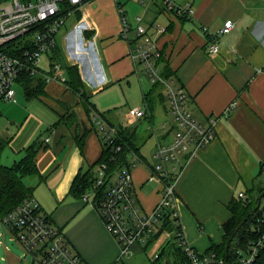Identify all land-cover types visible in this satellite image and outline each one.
Returning <instances> with one entry per match:
<instances>
[{"label":"crops","instance_id":"crops-1","mask_svg":"<svg viewBox=\"0 0 264 264\" xmlns=\"http://www.w3.org/2000/svg\"><path fill=\"white\" fill-rule=\"evenodd\" d=\"M172 1L190 4L193 14H176L164 0H86L71 10L57 34V47L45 57L46 67L42 66L46 73L52 59L62 67L76 66L83 91L98 111L89 114L81 92L69 87L65 68L66 81L46 80V94L33 99L47 104L57 120L29 144H38V173L23 178L87 264H132L94 205L95 192L88 200L83 197L88 192L79 197L72 192L75 178L95 165L103 152V133L95 119L101 118L117 131L122 127L139 146L142 158L133 155L130 169L139 203L149 213L162 199L163 182L155 175L156 146L159 140L168 141L174 135L172 129L163 132V125L172 120L166 118L171 112L164 104L167 97L157 102L153 119L129 115L131 108L148 110L145 95L155 82L138 58L131 56L141 39L134 30L128 38L123 36L122 15L132 29L136 17L143 18L147 33L157 41L173 72L170 78L185 86L195 117L205 123L218 115L216 138L184 165L175 182L181 224L195 249L210 252L213 245L224 241V224L233 215L231 204L240 192L245 193L244 198L253 195L240 189L243 175L253 168L264 171V0ZM229 19L235 22L234 28L220 35L218 52H209V39ZM133 85L140 94L120 116L116 110L128 104L124 91ZM234 101L235 109L224 116L223 110ZM159 113L161 124L157 122ZM148 134L154 137L153 148L143 146ZM25 141L16 154L29 146ZM168 239L163 233L147 246L158 247L154 259L161 260L159 264L178 262L164 253L155 257Z\"/></svg>","mask_w":264,"mask_h":264},{"label":"built area","instance_id":"built-area-1","mask_svg":"<svg viewBox=\"0 0 264 264\" xmlns=\"http://www.w3.org/2000/svg\"><path fill=\"white\" fill-rule=\"evenodd\" d=\"M65 2L76 7L85 3L86 0H0V102L16 103L18 101L15 85L21 83L22 76L35 77L42 74L46 80L66 81L63 67L59 63H50L49 73L42 71V60L57 47V34L71 13L72 9L67 15L56 18L61 5ZM164 2L169 10L176 14H193L190 4L182 6L175 4L172 0H164ZM120 11L123 13L122 9ZM136 22L132 29L130 22L122 15V34L128 38L129 32L134 30L136 36L141 39L137 49L133 52L131 50V56L138 58L154 82L164 85L175 120V124L171 127L174 131L172 139L159 140L155 152V157L158 159L155 175L163 182L162 199L152 212H145L136 196L133 174L128 166L116 172L107 185L106 193L100 198L99 203L94 205L121 246L122 255H132L130 248L136 242L147 243L162 227L165 214L170 212L169 214L176 218L175 225L181 226L175 232L178 237V246L183 249L188 258L186 264H229L223 259H217L215 253L199 252L190 244L181 224L175 192V182L184 165L196 156L200 149L206 148L216 138L218 115L208 117L205 123L195 117L188 106V93L185 86L177 82L175 78L165 79L161 75L157 65L161 52L157 41L147 33L143 18L137 16ZM234 26L233 20L225 21L223 28L211 38L212 40L209 39L208 51L218 52L220 35L230 32ZM135 52L137 53L134 54ZM236 105L235 101L230 103L223 110V115L229 116ZM147 114L145 108L129 110V115L133 117L140 118ZM96 119L104 140L115 148L116 128L107 125L101 118ZM168 126L167 123L163 125L164 133L169 131ZM120 149L121 146L118 145L115 150ZM105 168L106 164L103 163L99 179L83 196L85 200L89 199L94 188L104 185L103 170ZM96 195L98 196V192ZM239 197L244 198L245 193L240 192ZM257 219L259 222L260 218ZM0 223L25 247L27 252L33 254L40 264H87L33 196L25 198L0 219ZM175 232L164 229L163 233L170 237ZM263 241L264 235L257 243L250 244L249 254L239 257L232 264H252ZM155 257H159V254Z\"/></svg>","mask_w":264,"mask_h":264},{"label":"trees","instance_id":"trees-1","mask_svg":"<svg viewBox=\"0 0 264 264\" xmlns=\"http://www.w3.org/2000/svg\"><path fill=\"white\" fill-rule=\"evenodd\" d=\"M70 9H73V7L68 2L63 3L56 18L67 15ZM52 61L55 63L56 60L52 59ZM157 65L161 67V75L165 79L172 77L173 72L167 61H165L162 52L157 61ZM63 69L68 73L67 82L69 87L76 92H81V97L88 108L89 114L98 112L89 101V96L83 91L84 86L78 68L76 66H64ZM20 81V85L25 87V93L28 99L39 98L46 94L45 87L47 81L42 74L35 77L22 76ZM163 90L164 85L160 82H155L152 90L145 95L148 109V114L146 116H149L150 119H153L152 117L157 102L159 100L165 101L166 99ZM101 116L104 117L103 114H101ZM110 124L112 125V123ZM117 132L115 144L116 146L120 145L121 149L116 151V146L113 148L112 145H108V143L103 140V152L99 160L95 165L91 166L86 173L79 174L75 178L72 188V192L75 196H83L94 187L95 182L99 179L100 173L102 172L101 165L104 163L106 164V168L103 170L105 173V183L98 188H94L95 195L98 192V196L96 195L94 198V203L98 204L100 198L106 193L107 185L116 172L122 167H130L131 157L133 155L142 158L139 152V146L132 140L129 134H126L122 127H119ZM9 144L10 140L3 137L0 133V219L17 207L25 198L32 196V188L24 182L23 178L27 175H35L38 173L36 161L38 151L37 142L34 141L31 145L25 147L23 150L25 156L22 159L11 166H7L2 163L1 157ZM258 191L260 195L257 198L252 194H249L246 198L236 197L235 202L231 204L233 215L224 224V241L219 245H213L210 252L207 251L205 253H215L217 259H223L229 264L235 263L239 257L249 254L250 244L257 243L264 235V209H261V205L258 206L259 202L264 198V188L262 187ZM249 193H251V191ZM169 213L170 212L165 214L162 227L148 240L145 248H147L154 239L161 236L164 229H168L172 232L180 229L181 226H177L174 223L176 218H173ZM257 218H260L259 222ZM257 224H259V226ZM177 240L178 237L176 232L175 234L172 233L169 239L163 244L159 255L164 253L167 256H172L176 261L178 260L177 264H186L188 258L183 249L178 246ZM252 264H264V241Z\"/></svg>","mask_w":264,"mask_h":264},{"label":"rangeland","instance_id":"rangeland-1","mask_svg":"<svg viewBox=\"0 0 264 264\" xmlns=\"http://www.w3.org/2000/svg\"><path fill=\"white\" fill-rule=\"evenodd\" d=\"M42 66L43 68L46 67L45 58L42 60ZM15 88L18 100L16 103L10 101L0 102V132L3 137L11 140L9 146L5 149L1 157L2 163L7 166L13 165L24 156V152L20 154L15 153L18 151L20 147L19 145L23 144L24 140H26L25 145H29L39 133L47 128L48 124L57 120L56 114L47 104L37 99H26L24 86L17 84L15 85ZM124 93L128 97V104H124L116 110L120 116H122L123 112L128 110L132 104H134V98H137L138 94H140L139 88H135L134 85L129 89H125ZM164 104L167 107L169 105L167 100ZM162 106L164 107V105ZM159 114L160 117L157 119L158 123H160L163 119V117H161V113ZM166 115L167 119H172L170 123H168V130L170 131L171 127L175 124V120L170 111H168V114ZM147 138L148 141L144 143L143 146L146 147L147 145V147L153 148L155 144L154 137L151 136V134H148ZM243 177L245 179L243 181L245 182L242 183L240 189H248L252 191L254 197H259L260 193L258 190L262 187L264 188V171L260 168H257V170L253 168L252 170H247ZM27 182H29V179ZM260 205L261 209H264V198L261 200ZM130 249L132 251V255L129 257L132 258L130 260V263L132 264L161 263V260L154 259V252L158 250V247L156 248L155 245L145 248L142 243L136 242ZM159 250H162V246L159 247ZM38 257L40 258V256ZM125 257L127 258V256ZM0 264H40V262L34 258L33 254L27 252L25 247L16 238H14L1 223Z\"/></svg>","mask_w":264,"mask_h":264},{"label":"water","instance_id":"water-1","mask_svg":"<svg viewBox=\"0 0 264 264\" xmlns=\"http://www.w3.org/2000/svg\"><path fill=\"white\" fill-rule=\"evenodd\" d=\"M259 205H260V203H259Z\"/></svg>","mask_w":264,"mask_h":264}]
</instances>
